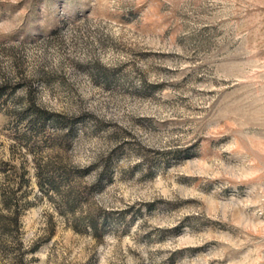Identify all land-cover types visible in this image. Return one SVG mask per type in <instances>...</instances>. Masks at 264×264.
<instances>
[{"label":"rangeland","instance_id":"obj_1","mask_svg":"<svg viewBox=\"0 0 264 264\" xmlns=\"http://www.w3.org/2000/svg\"><path fill=\"white\" fill-rule=\"evenodd\" d=\"M0 264H264V0H0Z\"/></svg>","mask_w":264,"mask_h":264}]
</instances>
